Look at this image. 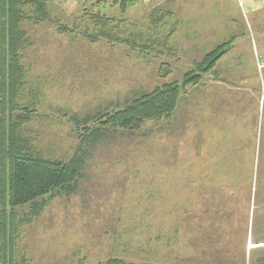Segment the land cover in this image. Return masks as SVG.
<instances>
[{
  "label": "rangeland",
  "instance_id": "374dc122",
  "mask_svg": "<svg viewBox=\"0 0 264 264\" xmlns=\"http://www.w3.org/2000/svg\"><path fill=\"white\" fill-rule=\"evenodd\" d=\"M49 10L54 23L23 24L28 44L22 98L37 107L28 128L45 156L66 160L74 154L79 139L73 115L123 106L167 82L181 92L171 118L146 121L134 133H116L91 148L75 194L53 198L30 222L18 218L17 246L29 263L121 258L256 264L264 257V91L254 88L259 79L228 71L215 76L216 63L199 83L184 84L186 73L218 47L201 58L183 47L180 20L158 0L126 6L52 0ZM157 11L168 13L160 25L154 23ZM98 12L119 21L123 36L142 41L160 42L172 31V49L144 52L104 39L91 42L83 32L96 31L90 16ZM58 24L73 31L60 32Z\"/></svg>",
  "mask_w": 264,
  "mask_h": 264
},
{
  "label": "trees",
  "instance_id": "16d2710c",
  "mask_svg": "<svg viewBox=\"0 0 264 264\" xmlns=\"http://www.w3.org/2000/svg\"><path fill=\"white\" fill-rule=\"evenodd\" d=\"M51 1L0 0V264H30L27 255L17 246L21 230L18 218L30 222L53 198L75 194L84 177L91 148L116 133H134L146 121L171 118L181 92L180 85L167 82L126 100L123 106L115 104L116 108L106 107L84 117L73 115L70 120L77 126L79 139L74 154L66 160L45 156L28 128L37 107L22 98L27 83L23 54L28 44V33L23 24L54 23L49 10ZM135 1L114 0L122 6ZM160 14H155L157 25L168 13L161 11ZM90 18L96 31L86 29L83 35L91 42L104 39L110 43L128 44L144 52L172 49L169 45L172 31L160 42L142 41L134 34L123 36L119 21L115 23L114 18L99 12L92 13ZM58 29L60 32L73 31L65 24H58ZM220 47L208 53L204 61L197 62L194 71L186 73L184 84H197L202 80V73L213 68L226 52ZM27 204L31 205L30 210L21 215L19 209ZM105 264L149 263L111 258ZM256 264H264V257Z\"/></svg>",
  "mask_w": 264,
  "mask_h": 264
},
{
  "label": "crops",
  "instance_id": "0c3cea01",
  "mask_svg": "<svg viewBox=\"0 0 264 264\" xmlns=\"http://www.w3.org/2000/svg\"><path fill=\"white\" fill-rule=\"evenodd\" d=\"M158 4L180 20V44L195 49L197 57L215 47L227 48L211 74L228 71L258 78L254 88L264 91V71L261 74L257 64L264 59V0H244L243 5L238 0H158Z\"/></svg>",
  "mask_w": 264,
  "mask_h": 264
},
{
  "label": "built area",
  "instance_id": "2783aa9c",
  "mask_svg": "<svg viewBox=\"0 0 264 264\" xmlns=\"http://www.w3.org/2000/svg\"><path fill=\"white\" fill-rule=\"evenodd\" d=\"M77 1H84V2H86V1H88V0H77ZM238 2L241 4V5H243V3H244V0H238ZM258 69H259V71L261 72V74L263 73V71H264V59H258Z\"/></svg>",
  "mask_w": 264,
  "mask_h": 264
}]
</instances>
